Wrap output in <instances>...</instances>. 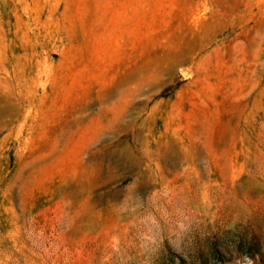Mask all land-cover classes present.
Returning <instances> with one entry per match:
<instances>
[{"label": "rangeland", "instance_id": "obj_1", "mask_svg": "<svg viewBox=\"0 0 264 264\" xmlns=\"http://www.w3.org/2000/svg\"><path fill=\"white\" fill-rule=\"evenodd\" d=\"M0 264H264V0H0Z\"/></svg>", "mask_w": 264, "mask_h": 264}]
</instances>
